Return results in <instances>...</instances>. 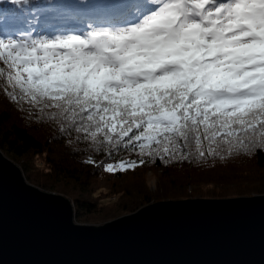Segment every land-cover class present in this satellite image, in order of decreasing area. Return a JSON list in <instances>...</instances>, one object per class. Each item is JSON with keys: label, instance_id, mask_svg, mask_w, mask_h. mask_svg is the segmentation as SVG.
<instances>
[{"label": "snow or ice", "instance_id": "1", "mask_svg": "<svg viewBox=\"0 0 264 264\" xmlns=\"http://www.w3.org/2000/svg\"><path fill=\"white\" fill-rule=\"evenodd\" d=\"M49 7V28L87 22L88 30L20 31L0 39V61L19 90H5L10 102L54 110L48 119L59 121L61 136L161 162L264 150L256 147L264 145V0H51ZM137 166L121 161L105 171Z\"/></svg>", "mask_w": 264, "mask_h": 264}, {"label": "water", "instance_id": "2", "mask_svg": "<svg viewBox=\"0 0 264 264\" xmlns=\"http://www.w3.org/2000/svg\"><path fill=\"white\" fill-rule=\"evenodd\" d=\"M0 264H264V194L159 201L81 225L0 151Z\"/></svg>", "mask_w": 264, "mask_h": 264}, {"label": "trees", "instance_id": "3", "mask_svg": "<svg viewBox=\"0 0 264 264\" xmlns=\"http://www.w3.org/2000/svg\"><path fill=\"white\" fill-rule=\"evenodd\" d=\"M49 5L50 0H29L26 5L0 0V30H3L0 39L8 38L10 34L15 36L20 31L46 35L44 30L49 28L48 21L38 27L33 22L43 13L40 10H50ZM81 24L87 25V22ZM8 71L0 61V149L14 163L23 165L29 182L44 191L69 196L75 205V215L81 221L85 214L90 217L91 212L97 211L112 216L122 211L132 213L152 202L153 197L157 201L196 195L220 198L264 194V150L257 151L254 147L251 152L233 150L229 154L222 148L219 154L224 156L223 160L219 156L201 158L196 155L190 162L180 157L161 162L155 156H141L123 145L109 148L83 140L77 142L75 136H61L59 121L48 119V114L54 110L40 112L27 104L10 102L5 90L17 96L19 90L8 83ZM203 147L207 151V141L203 142ZM256 147L264 148V145ZM109 152L113 155L105 154ZM90 159L94 163L87 162ZM121 161H136L139 166L124 173L105 171L106 165H117ZM140 161L144 163L140 164ZM150 168H162L163 173L159 189L151 195L142 176V172ZM191 184L222 187L187 191L185 186ZM109 202L114 208L103 209Z\"/></svg>", "mask_w": 264, "mask_h": 264}, {"label": "rangeland", "instance_id": "4", "mask_svg": "<svg viewBox=\"0 0 264 264\" xmlns=\"http://www.w3.org/2000/svg\"><path fill=\"white\" fill-rule=\"evenodd\" d=\"M6 1H11V0H6ZM50 2H51V0H50ZM146 9H144V11H145ZM40 11H43V13H41V14H39L37 17H36V19L34 20V22H33V25H35L36 27H38L39 25H40V23H42V22H44V21H48V17L45 15V13L47 12V11H49V8H43V10H40ZM29 26H26L25 28H28ZM16 29H19V28H16ZM0 31H3V30H0ZM68 32H63V33H61V34H67ZM8 38H14V36H11V35H9L8 36ZM5 39H7V37L5 38ZM0 151H1V149H0ZM2 152V151H1ZM3 153V152H2ZM3 155L6 157V158H8L9 160H10V158H9V156H7V155H5L4 153H3ZM12 161V160H11ZM14 163V162H13ZM19 169H20V171H21V173H22V175H23V177H24V180H25V182L26 183H28V184H30L31 186H34V187H37V186H35L33 183H31V182H29L26 178H25V174H24V167H23V165H21V164H16V163H14ZM162 175H163V173H162V169H159V168H150V169H146V170H144L143 172H142V176H143V178H144V180H145V182H146V184H147V189H148V193L151 195V194H153V193H156L157 192V190L159 189V182H160V180H161V178H162ZM174 186H176V184L174 185ZM177 187V186H176ZM199 187H202V188H211V189H214V190H219V189H221V187L220 186H218V185H215V184H191L190 186H185V189L188 191V190H197ZM38 189H40L39 187H37ZM42 190V189H41ZM48 192V191H47ZM53 193H55V192H53ZM60 195H62L63 197H65L66 199H68L70 202H71V204L73 205V221H74V223H76V224H81V225H95V226H98V225H102V224H104V223H106V222H109V221H112V220H114V219H116V218H119V217H121V216H124V215H127V214H130L129 212H127V211H122V212H116V214L114 215L113 214V216L111 215V214H103V213H100L99 214V211H97V212H91L89 215H90V217H86L87 215L85 214L84 216H83V221H81L80 220V218L78 217V215H75V205H74V202L72 201V199H70V197L69 196H67V195H64V194H60ZM253 195H258V194H252V195H240V196H253ZM233 197H239V196H229V197H220V198H233ZM187 198H216V197H202V196H194V197H182V198H176V199H174V198H168V199H163V200H157V201H154L155 200V198L153 197V201L152 202H150L149 204H151V203H154V202H159V201H166V200H181V199H187ZM218 198V197H217ZM111 202H109V203H107L106 204V206L103 208V209H113L114 208V205H112V206H110L111 204H110ZM145 205H148V204H145ZM144 205V206H145ZM141 207H143V206H141ZM141 207H139V208H141ZM138 208V209H139ZM138 209H136L135 211H137ZM115 211V210H114ZM134 211V212H135ZM80 215H83V214H80ZM79 215V216H80ZM85 218H88L87 220L85 219Z\"/></svg>", "mask_w": 264, "mask_h": 264}, {"label": "built area", "instance_id": "5", "mask_svg": "<svg viewBox=\"0 0 264 264\" xmlns=\"http://www.w3.org/2000/svg\"><path fill=\"white\" fill-rule=\"evenodd\" d=\"M159 169H162V168H159Z\"/></svg>", "mask_w": 264, "mask_h": 264}]
</instances>
